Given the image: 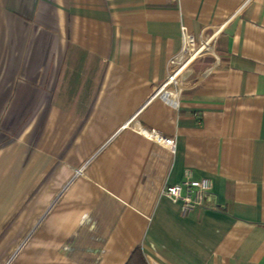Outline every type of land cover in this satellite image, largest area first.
<instances>
[{"label": "crops", "instance_id": "1", "mask_svg": "<svg viewBox=\"0 0 264 264\" xmlns=\"http://www.w3.org/2000/svg\"><path fill=\"white\" fill-rule=\"evenodd\" d=\"M220 25L217 65L185 68L177 103L157 93L181 28ZM187 169L213 188L183 218L161 191ZM136 247L264 264V0H0V264H125Z\"/></svg>", "mask_w": 264, "mask_h": 264}, {"label": "built area", "instance_id": "2", "mask_svg": "<svg viewBox=\"0 0 264 264\" xmlns=\"http://www.w3.org/2000/svg\"><path fill=\"white\" fill-rule=\"evenodd\" d=\"M173 1V0H167ZM209 35L201 36L195 39L187 33L185 27L181 28V55L183 63L181 67L168 74L164 83L159 87L157 93L167 96L174 103H177L178 97L183 90L179 82L181 73L195 60L209 56L214 61V66L218 63L216 53V38L224 29V25L207 27ZM211 68L204 70L198 77V81L205 79ZM143 137L160 145L170 151H174L175 141L172 138L163 137L157 132L149 129H140ZM213 182L208 178H195L193 171L187 169L183 174V180L179 184L166 185L161 195L168 198L172 203L180 206V215L183 218L188 217L195 210L209 209V199L211 197Z\"/></svg>", "mask_w": 264, "mask_h": 264}, {"label": "trees", "instance_id": "3", "mask_svg": "<svg viewBox=\"0 0 264 264\" xmlns=\"http://www.w3.org/2000/svg\"><path fill=\"white\" fill-rule=\"evenodd\" d=\"M125 264H147L142 251L139 247H136L130 254L129 259Z\"/></svg>", "mask_w": 264, "mask_h": 264}]
</instances>
